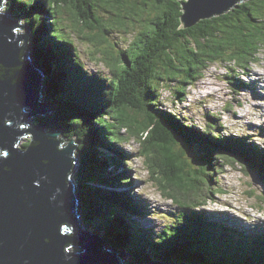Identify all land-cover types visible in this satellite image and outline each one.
I'll return each instance as SVG.
<instances>
[{
    "label": "trees",
    "instance_id": "obj_1",
    "mask_svg": "<svg viewBox=\"0 0 264 264\" xmlns=\"http://www.w3.org/2000/svg\"><path fill=\"white\" fill-rule=\"evenodd\" d=\"M100 1L106 0L3 2L5 9L9 6L13 9V17L21 18L24 25L30 26V48L34 61L41 65L46 64V59H53L56 63L63 61L62 70L67 74L60 77L59 71L57 81L70 79L73 85L79 84L70 90L71 96L67 97L63 94L61 82H57L55 76L45 78L43 86L49 87L45 92L46 97L59 102L57 106L51 107L53 114L66 112L62 115L66 117H40V120H51V127H64L69 131L68 134L75 135V140H80L79 137L87 133L91 142L88 148L77 150L80 162L84 161L82 168L78 167L77 171L78 176L84 179V186L81 187L80 182L76 183L84 224L87 228L92 226L98 231H92V234L100 236L105 243L104 248L128 250L127 243L116 227L120 219L117 215L122 211L119 207L124 208L128 219L131 213H143V208L139 203L136 204L128 192L117 189L133 181L130 174H122L130 168L126 167L129 158L119 146L123 139L121 131H127L129 137L138 140L143 156L155 157L156 165L165 176L169 188L181 193L186 208L190 209L189 214L180 215L165 224L160 234H153L146 228L136 226V239L145 248L134 254L130 253L128 264H143L152 260H175L187 264H264V232L245 234L223 224L203 210H194L205 205L209 198V195L200 193L198 189V174H201L205 184L212 179V171L233 158L238 162L260 157L263 160V153L253 142L246 143L249 135L234 138L223 134L220 128L214 126H211L212 130L209 132L195 129L196 134L191 139L190 133L194 129L192 126L181 123L178 115L158 109L160 85L167 79L171 80L183 73L179 81L184 84L186 80L195 79L196 74H202L209 62H228L229 65L235 63L247 68L256 59L254 53L264 46V35L260 31H252L250 24L262 22L259 17L264 16V0L239 1L233 10L200 19L189 27L181 25L183 0H132L136 8L147 9L151 16H148L146 27L138 29L129 45L120 50L109 63L108 69L111 68L112 72L109 71V77H97L84 74L76 45L66 32L78 36L79 24L90 29L101 30V26L108 29L106 25L110 20L103 22L100 15V9L107 11V8L100 5ZM114 1L119 9L122 8L120 1L126 3V0ZM49 17L51 20L48 21ZM47 24H54L57 31L52 26L48 28ZM36 27L44 28L46 32L36 34ZM49 31H53L55 35ZM89 37L90 43L98 46L100 41L94 36ZM39 42L44 45L43 51L40 50ZM46 44H50L47 54L44 52ZM52 82L54 85H51ZM180 91L177 90L178 93ZM78 113L83 116L81 119L78 118ZM86 118L90 123L88 132L83 126L79 131L80 120H87ZM211 133L214 135L211 136ZM99 141L107 152L113 151V154H101L99 157L98 154L103 151L98 150ZM178 143L204 144L212 148L210 151L201 150L200 173H192L182 156L174 151V146ZM237 143H241L244 148L252 145V151L257 157L249 151L245 153L242 148L238 150ZM116 163L123 169L117 171ZM113 164L116 165L115 171L110 172L109 176V168ZM260 164L264 167V164ZM171 198L176 200L177 197L175 195ZM193 203L194 208L190 207ZM131 206L137 209H126ZM135 224L137 225L136 222ZM69 249L79 248L72 246Z\"/></svg>",
    "mask_w": 264,
    "mask_h": 264
},
{
    "label": "rangeland",
    "instance_id": "obj_2",
    "mask_svg": "<svg viewBox=\"0 0 264 264\" xmlns=\"http://www.w3.org/2000/svg\"><path fill=\"white\" fill-rule=\"evenodd\" d=\"M111 1L99 2L100 5L107 8V11L100 9V15L103 22L110 20L109 24L104 23L108 29L103 26H101V30L90 29L79 24L77 25V29L80 31L77 33L79 37L75 33L66 32L76 45L80 61L84 66L85 75L109 77V71L111 72V68L108 69L109 63L114 60L120 50L129 45V41L138 29L146 27L145 23L148 16H151L147 9L136 8V4L132 0H126V3L120 1L119 5L122 6L120 9L117 8L114 0ZM259 2H262V0H259ZM256 4L259 3L256 1ZM234 7L235 5L221 14L233 10ZM5 8V4L2 5L1 9ZM7 9L13 11L10 6ZM6 14L11 15L10 12H6ZM69 15L72 17L70 12ZM259 18H262V22L250 24V29L255 32L260 31L264 35V16L260 15ZM49 20H51L50 17ZM51 26L56 32L57 28L54 24H47L48 28ZM42 32H46L44 28L36 27V34ZM49 32L54 34L53 31ZM83 36L84 38H82ZM89 36H94L100 41L98 46L90 43ZM39 43L40 50L43 51L44 45L41 42ZM49 48L50 44H46L45 54L49 52ZM254 54L256 59L250 62L247 68L239 67L235 63L229 65L228 62H209L202 74H196L195 79L186 80L184 84L179 81L183 73L171 80L167 79L160 85L158 109L170 111V113L179 116L178 119L181 123L192 126L194 129L190 133L191 139L194 138L193 135L196 134L197 129L209 132L212 130L211 126L220 128L223 134L234 138L249 135L245 140L246 143L253 142L256 145L255 147L260 149L263 153L264 163V46L256 49ZM232 56L229 55V57ZM44 62L46 64L53 63L49 59L44 60ZM162 74L165 75L163 72ZM179 84L181 87H179ZM51 85H54V82ZM48 88L45 85L46 92ZM51 88L54 89L52 86ZM177 90L181 91L178 93ZM40 99L54 105L58 102L47 98L45 92H42ZM63 114H66V112H63ZM63 114H59V118L66 117V115L62 116ZM82 117L78 113V118L81 119ZM87 120H80L79 131L83 126V129H87L88 132L89 120ZM68 132L65 134L70 137L71 135ZM121 134L123 139L119 146L129 158L126 167H130L128 171L122 174H130L133 178L129 185L124 186L125 190L136 201V204L139 203L141 208L147 211L146 214L131 213L130 219H128L123 211L124 208L119 207V210L122 211L117 215V217L120 216V219L116 227L128 245V250L123 249V251L127 254H134L145 248L136 239V226L146 228L150 233L155 234L158 232L160 234L165 224L170 223L180 215L189 214L190 209L186 208L182 194L169 188L165 176L162 175L156 165L155 157L143 156L138 140L135 137H129V132L123 133L121 131ZM210 135L213 136L214 134L211 133ZM222 136L224 137V135ZM216 137H219V135H216ZM25 139L27 137L21 139L19 146L26 143ZM79 139V148L85 149L91 145L88 137L86 143L83 141V134ZM211 149V147L204 144L188 145L187 143H178L174 146V151L182 156L192 173L195 171L201 172V150L210 151ZM98 150L105 151V155L110 156L113 154V151L106 152L107 150L101 141H99ZM244 152L247 153L248 150L245 149ZM101 154H98V156L101 157ZM260 163L261 157L253 160L247 159L246 162H238L233 158L229 163H224L212 171V179L206 181L205 184L201 174H198L199 177L196 178L198 189L200 193L209 195V198L206 197L205 205L194 208L195 204L193 203L190 207H193L194 210H203L209 216L245 234L264 232V167ZM83 164L84 161L81 160L80 165L77 167L82 168ZM168 168L167 166L166 169ZM88 169L92 170V168ZM117 171H119V168H117ZM75 180L76 183L80 182L81 187L84 186V179L81 176L79 177L77 173ZM175 195L177 198L173 200L171 196L174 197ZM132 207L136 208L131 206L126 209ZM88 227L90 228L86 229L88 232L98 233L94 227ZM227 230L229 231V228ZM121 259L125 264V262L128 263L129 257L122 256Z\"/></svg>",
    "mask_w": 264,
    "mask_h": 264
},
{
    "label": "water",
    "instance_id": "obj_3",
    "mask_svg": "<svg viewBox=\"0 0 264 264\" xmlns=\"http://www.w3.org/2000/svg\"><path fill=\"white\" fill-rule=\"evenodd\" d=\"M238 1L183 0L181 25L221 14ZM8 12L11 15L0 11V264H123L122 256L129 254L123 248H104L100 236L89 233L82 219L75 182L79 140L68 137L62 126L51 127V120H40L59 118L51 110L59 102L40 98L46 92L45 78L55 76L57 81L59 71L60 77L67 74L64 62H35L28 26L20 24L11 9ZM60 84L67 97L79 85L70 79ZM24 137L26 146H19ZM72 246L80 248L68 251Z\"/></svg>",
    "mask_w": 264,
    "mask_h": 264
},
{
    "label": "bare ground",
    "instance_id": "obj_4",
    "mask_svg": "<svg viewBox=\"0 0 264 264\" xmlns=\"http://www.w3.org/2000/svg\"><path fill=\"white\" fill-rule=\"evenodd\" d=\"M4 1H5V0H4ZM2 5H4V4H2ZM8 11H9V10H7V9H3V12H5V13L8 12ZM14 18H15V17H14ZM15 19H16V20L19 19V23H20V24H23L21 18H15ZM25 21H26V20H25ZM27 26H28L29 33L31 34L30 26H29L28 24H27ZM17 30H20V28H17ZM31 37H32V34H31ZM263 125H264V124H263ZM257 128H258V127H257ZM257 128H256V129H257ZM261 130H262V129H261ZM243 136H244V135H243ZM228 143H229V142H228ZM228 143H226V144H228ZM231 144H232V141H231ZM117 145H118V144H116V146H117ZM253 145L256 146L255 144H253ZM236 146H237V149H238V150H240L241 148H242V150H245V148H247V150H248L250 153L254 154V152L252 151V148H251L252 145H251V146H246V147L244 148V147L242 146L241 143H237ZM237 149H236V150H237ZM123 151H124V150H123ZM124 152H125V151H124ZM100 153H102L103 156H106V155L104 154V152H100ZM254 155H255V154H254ZM255 156H256V155H255ZM256 157H257V156H256ZM246 158H247V157H246ZM248 159H249V158H248ZM261 163L264 164V163H263V160H261ZM116 165H117V163H116ZM116 165L113 164V165H112V168H109V176H110V172H114V171H115V168H114V167H115ZM118 167H119V165L116 166V169H117ZM120 167H121V166H120ZM120 167H119V171L121 170ZM117 189L121 190L122 192H126V193H127V191L125 190L124 184H123V186H122L121 188H117ZM142 211H143V213H145V214L147 213V211H146L145 209H142ZM89 233L92 234L93 232L91 231V232H89ZM146 263H148V262H146Z\"/></svg>",
    "mask_w": 264,
    "mask_h": 264
},
{
    "label": "snow or ice",
    "instance_id": "obj_5",
    "mask_svg": "<svg viewBox=\"0 0 264 264\" xmlns=\"http://www.w3.org/2000/svg\"><path fill=\"white\" fill-rule=\"evenodd\" d=\"M0 11H3V9H0Z\"/></svg>",
    "mask_w": 264,
    "mask_h": 264
},
{
    "label": "clouds",
    "instance_id": "obj_6",
    "mask_svg": "<svg viewBox=\"0 0 264 264\" xmlns=\"http://www.w3.org/2000/svg\"><path fill=\"white\" fill-rule=\"evenodd\" d=\"M69 249V248H68ZM68 251H71L70 249Z\"/></svg>",
    "mask_w": 264,
    "mask_h": 264
},
{
    "label": "flooded vegetation",
    "instance_id": "obj_7",
    "mask_svg": "<svg viewBox=\"0 0 264 264\" xmlns=\"http://www.w3.org/2000/svg\"><path fill=\"white\" fill-rule=\"evenodd\" d=\"M86 135V134H85Z\"/></svg>",
    "mask_w": 264,
    "mask_h": 264
}]
</instances>
